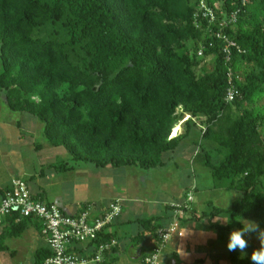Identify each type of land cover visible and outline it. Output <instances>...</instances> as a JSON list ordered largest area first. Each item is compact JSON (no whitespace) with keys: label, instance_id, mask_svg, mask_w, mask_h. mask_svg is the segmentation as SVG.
Returning a JSON list of instances; mask_svg holds the SVG:
<instances>
[{"label":"trees","instance_id":"16d2710c","mask_svg":"<svg viewBox=\"0 0 264 264\" xmlns=\"http://www.w3.org/2000/svg\"><path fill=\"white\" fill-rule=\"evenodd\" d=\"M203 2L217 22L238 13L222 33L242 53L232 49L228 60L219 26L200 20ZM0 64L7 108L36 118L45 141L71 157L58 171L164 168L197 129L194 164L241 198L209 213L183 209L182 220L227 214L230 223L216 227L222 239L247 221L264 229V0H0ZM229 71L243 79L234 77L240 95L232 103ZM17 219L2 225L0 254L15 257L5 241L30 226L41 233L37 221ZM153 221L141 224L157 238ZM51 257L45 244L33 264Z\"/></svg>","mask_w":264,"mask_h":264},{"label":"rangeland","instance_id":"374dc122","mask_svg":"<svg viewBox=\"0 0 264 264\" xmlns=\"http://www.w3.org/2000/svg\"><path fill=\"white\" fill-rule=\"evenodd\" d=\"M206 68L208 70L213 69L211 59H206ZM5 103V94L0 92V126H5V133L3 134L4 142L0 147V175H8L12 172L20 176L22 179H25V181L30 180L31 177L37 175L38 183L41 184L48 193V201H51L52 197H75V195L72 194V184L79 185L80 193L87 194L91 197L102 195L104 191L103 186L105 184L104 181H101V177L106 174L104 173L105 171L95 169V171H88V175L84 177L82 176V173L78 172L79 170H76L74 173L65 174V172H57L49 169V165L52 163H71V157L65 149L54 148L45 141L42 134L43 126L36 118L25 113H14L7 108ZM262 103L264 104V101ZM179 112L182 113V110L180 109ZM22 116L34 120V123L37 125L39 124L41 129L38 130L37 128H33L29 131L28 127L24 126L19 130L16 126V121H20ZM196 123L201 125L203 120H196ZM184 131L185 128L178 125L175 134ZM20 133L27 137L24 138V141L29 143V148L27 143L22 145V149L19 148L20 143L18 144L15 134ZM191 137H198L196 130ZM37 143L43 145L41 152H37L36 150ZM30 144L32 145L31 148ZM187 156H189V149L188 151H186V149L178 150L177 154L172 155L169 158L166 156L165 159L168 163L164 168L151 170L128 169V175L122 177L118 176L115 181H127L129 183L130 181H134V185H131L132 189L129 199L133 200L134 197L139 199L135 208H144V211H149V214L152 212L159 213V211H162L167 204H173L174 200L182 199L181 196H178V191H183L187 185L192 184L193 180L190 182L188 180V175H190L192 171V166L185 158ZM195 168L197 171L196 183L199 184L200 188L197 194L194 193L193 202L196 200L195 205L199 206V208L209 209L208 204L210 201H212L217 207L228 208L234 201L241 198L240 193L230 192L215 185L209 170L206 167L196 164ZM42 173L45 174V178L40 177ZM131 176L133 177V180L131 179ZM88 180L90 181L88 183L91 185L90 192L84 190V185L86 184L85 181ZM70 182L72 183L70 184ZM33 185H35V183H33ZM192 188H194V186ZM83 194H80L81 197H83ZM93 199H95V197ZM125 207L127 206L125 205ZM245 225H248V221L245 222ZM1 231L2 230L0 229V233ZM34 232V229L31 228L27 230L21 238H8L5 241L6 245L12 251H16L17 254L15 258L5 255L1 260V263L33 264L34 251L41 246V239L39 237H34ZM252 233L253 232L245 234L244 238L248 241V247L245 249L243 257L241 256V252L237 249V259H239V264H252L250 259L251 253L254 249L260 247L258 236L253 235ZM229 235H227L226 239H221L218 245L220 248L219 251L222 254L221 257L226 263L231 261L232 255V252L227 249ZM170 261L177 260L171 258ZM177 263L180 264L182 262L177 261Z\"/></svg>","mask_w":264,"mask_h":264},{"label":"crops","instance_id":"0c3cea01","mask_svg":"<svg viewBox=\"0 0 264 264\" xmlns=\"http://www.w3.org/2000/svg\"><path fill=\"white\" fill-rule=\"evenodd\" d=\"M6 104V103H5ZM26 116H22L21 120L16 121V126L19 130H21L24 126L28 127V130L31 131L33 128H37L38 130L41 129V126L34 123V120L31 118H25ZM190 119V116L186 115L185 119L179 124L182 128H185V123ZM200 126V125H199ZM201 127V126H200ZM5 126H0V147L1 144L4 142L3 134ZM43 129V127H42ZM197 131V129H195ZM184 132L179 133L178 136L182 135ZM17 138L18 144L20 143L19 148L22 149V145L27 143L29 148V143L24 141L25 137L22 133L15 134ZM198 135V133H197ZM177 136V137H178ZM172 138H176L173 137ZM195 142L196 137H193L187 141H185L180 149L188 151L189 149V156L185 157L189 164L192 166V171L190 175H188L189 182L192 181L191 185H187L185 190L178 191V196H181L182 199H176L173 201V204H167L162 211L159 213H148L144 211V208H135L136 203L139 201L136 197L134 199H129L131 194L132 186L134 185V181L127 182H117L115 181L118 176H126L128 175V169H139V168H121V169H105L100 171H105V175L101 177V181H104V191L100 196H89L87 194L80 193L79 185L72 184V194L75 197L66 198V197H59L54 198L52 197L51 201H48V196L46 189H44L41 184L38 183V177L33 176L30 180H27L30 187V191L32 195L48 204H54L60 207L64 212L70 215H78L80 214L84 208L88 206H92L94 208L95 215H101L104 211H106L112 204L116 202H120L122 207V215L120 218L110 226L106 233L107 235L112 236V239H116L119 243V247L117 251L112 255V263L113 264H143L144 259L151 253L155 241L156 235L152 231V227L143 226L141 222H147L156 220L159 221V225L161 229L170 226V224L174 221L177 208L178 206H184L187 201V197L189 194L194 193L197 194L199 192V184L196 183V168L194 164L195 154L197 149H195ZM38 144V143H37ZM33 145V142H32ZM30 144V148L32 147ZM43 149V148H42ZM41 150H37V152H41ZM177 150V151H178ZM177 151L170 153L167 158L171 157L172 155L177 154ZM16 152V151H15ZM17 153V152H16ZM168 163V162H167ZM57 163H52L49 165V169L53 171H58L53 166ZM4 169V167H3ZM96 168L92 166H79L75 169L65 172V174L74 173L76 170L82 173V176H87L88 171H95ZM127 169V170H126ZM5 170V169H4ZM98 170V169H96ZM140 170V169H139ZM1 174V172H0ZM41 178H45V174L42 173L40 176ZM16 179H22L20 176L9 173L8 175H0V201L3 198L4 193L10 188L12 182ZM133 180V177L131 176ZM41 181V180H39ZM86 184L84 185V190L90 192L91 185L89 180L85 181ZM134 182V183H133ZM35 183V185H33ZM66 183V182H65ZM72 182H70L71 184ZM33 185V186H32ZM194 186V188H192ZM215 188V187H214ZM195 190V191H194ZM80 194H83L81 197ZM99 194V193H98ZM81 198H80V197ZM95 197V199H93ZM100 198V199H99ZM103 198V199H102ZM102 199V200H101ZM196 199V198H194ZM196 200L191 204V213L193 211L197 213L203 212H211L213 208H221V209H229L223 207H217L213 204L212 201L209 202L208 208H199V206L195 205ZM125 205L127 207H125ZM184 211V210H183ZM182 211L183 215L179 218L181 222V235L175 236L168 245V248L164 252L162 256V264H178L177 261L182 263L180 264H233L231 261L226 263L221 257L220 248L218 247L221 237L220 232L217 230V226H227L230 223V216L227 214L221 215L214 219H204L200 222H186L182 219L185 218V213ZM151 212V211H150ZM187 217V216H186ZM156 221L152 222V226L156 224ZM34 229V237H39L41 239V246L36 248L34 251L35 254L39 249L45 246V242L42 239L40 232L34 226H30L29 229ZM2 230L0 235L3 233V227H0ZM25 231V233L27 232ZM24 233V234H25ZM23 234V235H24ZM23 235L21 237H23ZM229 235V234H228ZM20 237V238H21ZM227 237H225L226 239ZM12 239V238H11ZM17 239V238H14ZM11 250V249H10ZM12 251V250H11ZM17 254L16 251H12ZM7 255L10 256L8 253H1L0 254V264L3 257ZM11 258H15L10 256ZM171 258L176 259L177 261H170ZM225 258V257H224ZM5 264H7L5 262Z\"/></svg>","mask_w":264,"mask_h":264},{"label":"built area","instance_id":"2783aa9c","mask_svg":"<svg viewBox=\"0 0 264 264\" xmlns=\"http://www.w3.org/2000/svg\"><path fill=\"white\" fill-rule=\"evenodd\" d=\"M247 0H244L246 3ZM202 19L209 25L216 24L221 29L216 34L217 38L224 40L226 45L224 52L231 57L232 49L242 53L241 48L233 41L223 36V29L237 22L238 13L232 14L228 20L217 22L214 12L203 2L199 9ZM223 15V14H222ZM201 28L199 22H196ZM212 47V46H211ZM203 56V50L199 51ZM234 77L242 81L240 75L229 71V88L226 101L232 103L240 93L234 85ZM193 193L187 197L184 206H178L174 221L170 226L160 229L156 243L151 253L144 259L143 264H162V256L169 243L175 236L181 235L180 217L182 211L190 210L193 203ZM122 215L120 202L112 204L101 215L94 214L92 206L86 207L78 215H70L54 204H48L35 199L30 191L28 183L21 179L12 182L10 188L0 201V227L11 217L21 219H33L41 225V237L52 253V257L46 264H113L112 255L119 247L116 239L102 241L107 229L112 226Z\"/></svg>","mask_w":264,"mask_h":264},{"label":"clouds","instance_id":"9594fccd","mask_svg":"<svg viewBox=\"0 0 264 264\" xmlns=\"http://www.w3.org/2000/svg\"><path fill=\"white\" fill-rule=\"evenodd\" d=\"M256 232L260 241V247L254 249L251 253L252 264H264V229H260L259 226L253 222H248L238 230H232L229 235L227 249L229 251H236L237 249L241 252V256L245 254V249L248 247V241L244 238L245 234Z\"/></svg>","mask_w":264,"mask_h":264}]
</instances>
